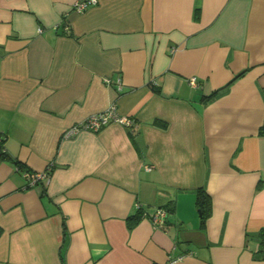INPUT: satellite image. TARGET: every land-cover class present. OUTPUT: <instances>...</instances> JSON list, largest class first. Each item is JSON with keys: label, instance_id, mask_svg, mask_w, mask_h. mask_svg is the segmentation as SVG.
<instances>
[{"label": "crops", "instance_id": "1", "mask_svg": "<svg viewBox=\"0 0 264 264\" xmlns=\"http://www.w3.org/2000/svg\"><path fill=\"white\" fill-rule=\"evenodd\" d=\"M75 1L0 0V264H264V0Z\"/></svg>", "mask_w": 264, "mask_h": 264}, {"label": "built area", "instance_id": "2", "mask_svg": "<svg viewBox=\"0 0 264 264\" xmlns=\"http://www.w3.org/2000/svg\"><path fill=\"white\" fill-rule=\"evenodd\" d=\"M97 3V0H76L71 10L75 13H82L84 12L88 7L95 5ZM41 29L39 28L38 31ZM105 84L107 85H114L116 89H121L122 82L121 79L118 77L114 81L110 78L105 77L104 79ZM190 84L196 85L197 78L191 77L189 80ZM109 123H118L126 127H131L133 125V119L126 115H121L118 113L115 104H111L107 109L104 111L94 113L84 119L83 121L76 123L72 125L70 128H68L64 136H72L77 134L80 131L86 130V131H98L103 126L109 124ZM0 150H4L3 147V138L0 137ZM51 165H47L45 170L43 171H30L28 169H23V176L27 180L28 185H35L42 179H45L50 171ZM137 209L142 211V217L147 218L151 224L156 228H163L166 224L167 218L169 216V210H167L164 207H156L151 212H145L144 209H142L141 205L137 203Z\"/></svg>", "mask_w": 264, "mask_h": 264}, {"label": "trees", "instance_id": "3", "mask_svg": "<svg viewBox=\"0 0 264 264\" xmlns=\"http://www.w3.org/2000/svg\"><path fill=\"white\" fill-rule=\"evenodd\" d=\"M154 90L157 92L158 90L156 88H154ZM218 91H214L212 92L210 95H208V97H211L213 95H215ZM155 123H159L158 121H156ZM259 134L260 135H264V127H261L259 129ZM0 155L4 158H7L9 157L7 155V152L4 150H0ZM15 165H17L19 168H22V165L21 163L14 159L12 160ZM210 202H211V199H210V196L207 192H205L202 188H199L197 190V193H196V203H197V206L199 208V210L201 211V222L203 223L205 218L207 217V215L209 214V210H210ZM169 210V209H167ZM170 211V210H169ZM142 217V211L141 210H138L137 214L134 215L133 217H130L129 219V225H133L134 223H136L140 218ZM0 233H1V230H0ZM261 236V240H260V252L262 253V257H264V231L261 232L260 234ZM152 264H155V263H152Z\"/></svg>", "mask_w": 264, "mask_h": 264}]
</instances>
